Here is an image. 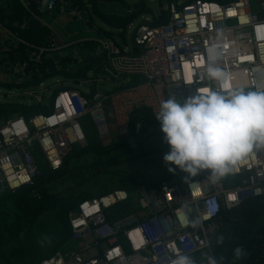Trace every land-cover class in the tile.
I'll return each instance as SVG.
<instances>
[{"label": "built area", "instance_id": "obj_1", "mask_svg": "<svg viewBox=\"0 0 264 264\" xmlns=\"http://www.w3.org/2000/svg\"><path fill=\"white\" fill-rule=\"evenodd\" d=\"M16 1L23 11L21 22L7 16L13 12L11 0L5 6L0 1V14L5 15L0 20V80L19 87L8 96L26 95L27 104L20 105L32 113H12L0 120L2 194L26 188L39 200L40 192L34 188L40 174L38 157L48 170H59L74 146L87 145L81 124L85 116L102 147H107L128 133L140 135L142 122L132 125V114L145 110L168 151L154 113L162 99H183L205 88L223 94L234 89L264 92V0H166V19L156 22L161 11L145 17L134 28L131 46L124 48L98 28H94L98 37L73 41L55 29L61 14L85 26L93 23L86 10V5L93 8L89 3ZM141 8H123L124 15ZM29 22L47 30L40 42L14 29ZM87 42L94 47H84ZM209 67L219 69L222 78H209ZM54 75L62 78L44 86L43 79ZM129 76L140 77L143 83L111 91L101 88L107 81H128ZM76 82L90 85V91L78 90ZM169 167L173 170L156 185L115 188L77 201L67 215L68 241H82L83 246L57 248L38 264H170L178 253L191 256L196 264H208L209 257L215 258L216 235L236 220L229 213L247 200H264V147H254L231 173L216 181L205 169L194 175L183 171L178 182V168ZM121 204L129 208L115 209ZM186 206L193 207V215ZM91 247L93 255L79 256ZM253 251L254 263L264 259V233L255 235Z\"/></svg>", "mask_w": 264, "mask_h": 264}, {"label": "rangeland", "instance_id": "obj_2", "mask_svg": "<svg viewBox=\"0 0 264 264\" xmlns=\"http://www.w3.org/2000/svg\"><path fill=\"white\" fill-rule=\"evenodd\" d=\"M0 1L5 6L9 0ZM79 1H82L84 5L89 3L93 7L89 9L86 5V10L88 12L90 10L89 13L93 23L85 26L81 20L68 21L67 16L61 14L57 20L58 24H54L60 35L67 41L76 38L98 37L99 35L94 32V28H98L105 34L112 36L121 48L131 46L134 28L145 17L151 18L152 15L159 14L166 5V0H120L122 5L117 14H125L123 11L124 6L136 5L144 8L131 19L132 26L127 27L126 25L115 29L108 26L96 12H105L109 8L107 2L111 3L109 10H113L115 8L114 2H117V0ZM4 11L7 12V9L4 8ZM42 18L50 21L46 16ZM90 73L88 72L87 76ZM61 78L59 75H54L53 79L52 77L44 78V86ZM142 83V78L129 76L128 81H107L105 86L101 88L111 91ZM74 87L82 92H89L91 89L90 85L79 84V82H76ZM18 89V86L3 84L0 80V104L26 105L28 99L26 95L8 96L11 92H17ZM29 113L31 114L32 111ZM81 124L86 135L87 145L82 148L74 146L68 155L67 168L70 172L74 168L73 174L78 175L79 180L85 179L84 182L80 181L81 184L77 185L78 182L75 178H72L73 175L71 177L65 175L60 178L45 179L44 177L51 171L45 167L44 161L38 157L40 175L43 176L40 186L46 188L49 198L55 199V202L53 205L47 204V209L38 214L32 223L27 224L26 220L21 219H19L18 224H13L18 211L10 201H5L0 205V230L7 227V232L3 237H0V264H38L40 260L50 256L56 247L63 249V251L81 248L83 246L82 241H68L64 233V222L67 219L63 207L70 201L73 203L76 200L78 201L77 194L101 195L110 189L119 188L121 183L127 185L131 182L141 183L139 185L152 184L157 183L166 176V170L169 167L163 161V155L167 152V148L157 132L151 131L149 133L145 131L140 135L131 134L125 140L124 137L122 139L115 138L116 135L114 134L112 136L113 139L115 138L114 143L110 147L103 148L89 116L82 118ZM110 159L115 160L114 163H107ZM93 163H96V166L92 165ZM83 176L84 178H82ZM175 178L178 182H181L184 178L183 171L179 168L175 172ZM3 194L0 191V198ZM69 195L73 197L68 199ZM126 207L127 204H121L115 209ZM186 211L190 215L194 213L192 206H186ZM231 215L237 216L236 213H231ZM252 226L258 230L263 228L262 222H253ZM220 237L218 236L215 239L216 245L222 243L218 239ZM88 242H90V238H88ZM221 252L222 250H220ZM94 253L95 250L91 247L80 251L79 256L87 258Z\"/></svg>", "mask_w": 264, "mask_h": 264}, {"label": "clouds", "instance_id": "obj_3", "mask_svg": "<svg viewBox=\"0 0 264 264\" xmlns=\"http://www.w3.org/2000/svg\"><path fill=\"white\" fill-rule=\"evenodd\" d=\"M207 75L219 80L223 73L209 67ZM154 113L169 148L163 161L190 175L206 169L216 181L231 173L254 147H264V92L234 89L223 94L205 88L183 99H162ZM241 254L237 247L234 255ZM170 264L196 262L178 253ZM208 264H222V258L209 257Z\"/></svg>", "mask_w": 264, "mask_h": 264}, {"label": "trees", "instance_id": "obj_4", "mask_svg": "<svg viewBox=\"0 0 264 264\" xmlns=\"http://www.w3.org/2000/svg\"><path fill=\"white\" fill-rule=\"evenodd\" d=\"M75 2L79 3V0H75ZM12 5H10V9L12 11H8L7 16L10 18L17 19L19 22H21L22 17H23V11L19 7V4L17 3L16 0H11ZM136 6V5H135ZM142 7V6H141ZM142 9V8H141ZM105 22H111L114 21L117 23L120 27H125L126 24L131 20L135 14L131 16L127 15H115V14H102L100 12H96ZM166 19V14L162 10L159 18L156 20V22H162ZM0 20L3 22L5 20V15L0 14ZM16 30H19L20 34L33 42H40L41 39L46 35L47 30L43 27H40L38 24L34 22H29L28 25L24 28H14ZM30 112V109L25 108L22 105H7V104H0V120L4 119L5 117L8 116V114L12 113H20L23 114L24 116H27ZM140 120L142 122V132H151L153 131L152 129L155 127V121L150 118L149 114L145 110H139L136 112H133L132 114V125L134 122ZM141 132V133H142ZM128 135H131V133H128L125 137L124 140ZM109 145L108 147H110ZM165 146V145H164ZM166 147V146H165ZM105 148V147H103ZM69 155V154H68ZM68 155L65 157V160L63 161V165L59 170L56 171H51L46 177H44L47 180H50L55 177H62L65 175H68L72 178H75L76 182H78L77 185L83 183L85 179H80L79 176L76 174H73V169L72 172L69 171L67 168V160H68ZM115 160H108L107 163H114ZM92 165L96 166V163H93ZM171 166L168 164V167ZM170 168V167H169ZM169 168L166 170V176L162 179H160L157 183H152V184H145V185H156L158 184L161 180L167 178V175L169 173ZM84 178V176L82 177ZM43 176L40 174L35 178V184L34 188L38 189L40 192V199L35 200L30 196V189H21L15 192H7L3 194L0 198V205L4 203L5 201H10L11 204L15 207L16 211V220L13 222V224H18L19 219L21 220H26L27 223H32L36 216L43 212L44 210L47 209V204L48 205H53L55 202V199L49 198V195L47 193L46 188L41 187V182H42ZM81 181V182H80ZM80 182V183H79ZM141 183L137 182H131L128 185L127 184H120L119 188L123 189H129L131 190L133 187L139 186ZM95 195H90V194H77L76 198L78 201L80 199H83L85 197H92ZM72 195L68 196V199L72 198ZM74 201V200H73ZM77 201V200H76ZM76 201L75 203L73 202H68L64 207L63 211L66 214V219L67 215L74 211L76 208ZM231 213H236L237 216L234 217L236 218L235 221L230 222L227 224V226L219 232V234L216 235L215 239L218 236L222 237V243L219 245H216L215 243V248H214V253H215V259L221 260L222 258V264H264V259L259 260L257 263H254V251H253V245L255 243V235L259 232L264 233V200L260 198H255V199H250L245 201L239 208L234 210L233 212L229 213V216ZM228 215L225 217V221H227ZM253 222H262L263 228L261 230H258L252 226ZM11 227V226H10ZM9 227V229H10ZM14 227V226H13ZM16 227V226H15ZM7 232V227H4L2 230H0V237H3V235ZM64 233L66 240L70 237V232L68 228V223L67 221L64 222ZM65 240V241H66ZM230 240V243H229ZM239 247L241 248V256L236 257L234 255V250ZM56 247L55 249H57ZM54 249V250H55ZM220 250L222 252L220 253Z\"/></svg>", "mask_w": 264, "mask_h": 264}, {"label": "crops", "instance_id": "obj_5", "mask_svg": "<svg viewBox=\"0 0 264 264\" xmlns=\"http://www.w3.org/2000/svg\"><path fill=\"white\" fill-rule=\"evenodd\" d=\"M117 3H119L120 4V6L119 7H117L115 4H117ZM117 3L116 2H114V5H115V8L113 9V10H109L110 8H111V4L109 5V8H108V12H107V14H115V13H118V10L121 8V5H122V2L120 1V0H117ZM124 7H128V6H124ZM123 7V8H124ZM143 7V6H142ZM140 11H142V9H139L138 11H136V12H134L133 14H138ZM162 11V10H161ZM160 13V12H159ZM133 14H131V15H133ZM161 14V13H160ZM115 15H119V16H122V15H120V14H115ZM131 15H127V16H131ZM134 15V16H135ZM129 22H131V20H129ZM129 22L126 24V25H128L129 24ZM109 23H115L114 21H111V22H109ZM117 24V23H116ZM119 28H120V26H119ZM76 39H79V38H76ZM76 39H73V40H76ZM73 40H71V41H73ZM84 47H89V48H93L94 47V44L92 43V42H87V44H86V46H84ZM89 48H88V51H89ZM85 52H86V50H85ZM110 190H112V189H110ZM109 191V190H108ZM107 192V191H106Z\"/></svg>", "mask_w": 264, "mask_h": 264}, {"label": "water", "instance_id": "obj_6", "mask_svg": "<svg viewBox=\"0 0 264 264\" xmlns=\"http://www.w3.org/2000/svg\"><path fill=\"white\" fill-rule=\"evenodd\" d=\"M106 24L112 28H115V29H119V25L116 24V23H109V22H106Z\"/></svg>", "mask_w": 264, "mask_h": 264}]
</instances>
